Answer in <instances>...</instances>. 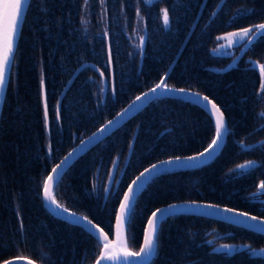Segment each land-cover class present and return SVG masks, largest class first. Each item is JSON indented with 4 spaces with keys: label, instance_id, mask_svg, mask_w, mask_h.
<instances>
[{
    "label": "trees",
    "instance_id": "obj_1",
    "mask_svg": "<svg viewBox=\"0 0 264 264\" xmlns=\"http://www.w3.org/2000/svg\"><path fill=\"white\" fill-rule=\"evenodd\" d=\"M165 9L168 29L163 24ZM243 9L253 11L233 22ZM196 17L165 83L209 97L222 110L230 131L209 163L168 171L146 184L126 226L127 244L137 251L151 212L173 202H208L264 218V196H252L264 181V150L258 143L264 140V118L259 116L264 112V72L261 78L259 71L264 68V37L250 49L239 44L231 54L213 52L220 35L264 23V0H155L148 6L137 0H106V5L89 0L87 6L84 0H30L0 116V263L18 256L38 264L94 262L100 251L97 241L44 207V180L77 141L159 82ZM138 23L146 38L143 55ZM84 63L89 65L64 93L57 119L59 95ZM103 78L107 83L101 102ZM213 136V122L200 107L159 99L79 157L55 184L54 199L87 216L111 238L130 181L158 160L203 150ZM240 142L252 147L242 150ZM114 159V177L119 179L104 195ZM250 160L257 163L255 171L225 179L231 169ZM219 244L264 248V235L205 217L176 215L161 223L151 264H264V258L250 257L247 251L231 256L214 251Z\"/></svg>",
    "mask_w": 264,
    "mask_h": 264
},
{
    "label": "snow or ice",
    "instance_id": "obj_2",
    "mask_svg": "<svg viewBox=\"0 0 264 264\" xmlns=\"http://www.w3.org/2000/svg\"><path fill=\"white\" fill-rule=\"evenodd\" d=\"M26 2L27 0H4V3L0 5V95L5 94L7 85L11 82V69L15 55V42L24 20V4ZM137 2L148 6L150 3H154L155 0H137ZM84 3L87 6L89 0H84ZM101 3L106 5V0H101ZM252 11L253 10L249 9L238 10V14L234 16L233 22L243 15L251 14ZM105 13H107V7H105ZM170 23L171 21L168 11L165 9L163 14L164 28L168 29ZM107 35V33H104V36ZM232 35L236 37L235 42H239L250 49L256 42L264 37V23L256 24L250 28H243L240 32L232 33ZM145 40L146 38L144 36L140 37L139 47L141 49V55H143L142 49ZM109 63H111V50H109ZM82 67L86 66L82 65ZM262 72H264V68H262ZM164 79V77H161V82L159 84L151 88L149 91L136 96L134 101H132L121 112L117 113L113 119H110L105 124L101 125V127L90 137L87 139H81L79 141V146L73 149L72 152L68 153V155L52 169V173L49 174L44 181L45 203L46 207L50 210V214L73 226L80 227L82 231L96 239L98 244L103 241V250L101 251L100 259L96 264H151L152 259L157 255V240L161 223L169 217L185 212H191L194 214L199 213L204 216H217L220 213H224L226 214L224 217L225 220H230L236 225L244 226L248 230H254L256 234L264 235V218L262 217L249 216L246 212H237L231 208L221 209L217 205L199 204L192 201L184 204H170L165 208H157L153 211L152 215L148 218V226L144 229L143 244L140 246L139 251H129L126 244L123 242H121L118 248H115L114 245L110 244L104 230L100 228L98 224H94L87 216H77L75 213H70L68 209L63 208L62 205L56 204L55 201L49 202L47 200L48 188L51 186L53 180L62 174L61 169L68 164L77 152H84L89 145L99 141L106 134H109L111 130L120 126L122 122L126 120V117L129 118L135 112L142 110L147 105L162 98H179L184 102H190L195 106L202 107L204 110H208L209 105H211V115L215 116V136L211 143H209L202 152H198L196 155L185 157L176 156L152 164L150 168H145L144 171L141 172L128 186V191L124 193L123 200L120 202V209L117 213V220L120 225L127 224L130 218L135 214L134 202L137 197V195H135L136 188L140 185L142 180L146 182L143 184L140 192L145 188L147 183L154 181V178L160 174L167 173L170 169L197 168L200 165H204L205 161L209 162L217 156V150L221 149L225 136L230 131L226 126L223 112H221L219 107L210 101L207 96L187 92L185 89L169 88L164 82ZM104 83L106 85L107 82L105 81ZM105 91L106 88L100 89L101 102L103 101V93ZM40 95L41 99L45 100V78L43 74L40 79ZM112 98L115 99V89H113ZM129 113L132 114L129 115ZM259 116L264 118V112L260 113ZM58 118L59 102L57 106V119ZM44 123L45 130L47 131L49 117L46 100L44 103ZM261 128L264 129V125H262ZM75 138L76 137H74V139ZM261 144L262 150H264V141H262ZM48 147L49 156H51V142H49ZM129 147L131 148V143L129 144ZM251 147V145H245L243 142H240V148L242 150ZM256 167L257 163L255 161H247L246 163L239 164L236 168L230 170L225 179L230 181L242 177L249 174L250 171H255ZM260 167H264V165H260ZM109 175L111 176L112 173L110 172ZM109 191L108 188H105L106 193ZM252 196L257 200H259L261 196H264V181L260 183L257 192L252 193ZM17 214L19 215V213ZM20 227L21 231H23L22 222ZM113 248H115L114 251L111 250ZM214 251L222 252L228 256L234 255L237 252L247 251L250 257L264 258V249L257 250L247 245H221L219 248L214 249ZM105 253L108 254L105 255ZM3 264H12V261L5 260ZM29 264H31V261Z\"/></svg>",
    "mask_w": 264,
    "mask_h": 264
},
{
    "label": "water",
    "instance_id": "obj_3",
    "mask_svg": "<svg viewBox=\"0 0 264 264\" xmlns=\"http://www.w3.org/2000/svg\"><path fill=\"white\" fill-rule=\"evenodd\" d=\"M29 2H30V0H27V2L24 4V13H25V15H26V12H27V9H28V6H29ZM4 3V0H0V5H2ZM24 18H25V16H24ZM23 22H24V20H23ZM23 22H22V25H23ZM196 22H197V17H196V19H195V21H194V23H193V25L191 26V28H190V30H189V33H188V35L186 36V38H185V40H184V42H183V44H182V46H181V48L179 49V51H178V54L176 55V57H175V59L173 60V62L171 63V65L169 66V68L167 69V71L165 72V74L162 76V77H164L165 79H164V82H165V80H166V78H167V76H168V74H169V72L171 71V69L173 68V66H174V64H175V62H176V60H177V58H178V56H179V54H180V52L182 51V49H183V47H184V45H185V43H186V41H187V39L189 38V36H190V34L192 33V31H193V29H194V27H195V25H196ZM21 28H22V26H21ZM20 32H21V29H20V31H19V33H18V35H17V38H16V42H15V52H16V49H17V43H18V39H19V36H20ZM15 56V55H14ZM14 60V59H13ZM233 63V62H232ZM82 65H84V66H88L89 65V63H84V64H82ZM82 65H80L76 70H75V72L72 74V76L70 77V79L67 81V83H66V85L64 86V88L62 89V91H61V93H60V95H59V98H58V102H59V108H60V103H61V101H62V98H63V95H64V93L66 92V90H67V88L69 87V85L71 84V82L74 80V78L77 76V74H78V72L82 69V68H84V67H82ZM259 71H260V76H261V78H263V73H262V71H261V69H260V67H259ZM106 80L103 78L102 79V82H103V88H106V85H105V82ZM161 82V79L159 80V82L157 83V84H159ZM157 84H155V85H153V86H151L150 88H148V89H146V90H144L143 92H147V91H149L151 88H153V87H155ZM168 86V85H167ZM169 88H174V89H185L187 92H191V93H198V94H200L201 96H206V95H203V94H201V93H199V92H197V91H193V90H190V89H186V88H180V87H172V86H168ZM6 90H7V88H6ZM6 90H5V94H6ZM143 92H141V93H143ZM141 93H139L138 95H140ZM5 94H2V95H0V116H1V111H2V107H3V103H4V98H5ZM138 95H136V96H138ZM136 96L134 97V98H132L126 105H124V107L123 108H121L118 112H116L113 116H111L108 120H110V119H113L115 116H116V114L117 113H119V112H121L123 109H125L132 101H134L135 100V98H136ZM171 99H179V98H171ZM208 99L210 100V101H212L209 97H208ZM179 100H181V99H179ZM58 102H57V106H58ZM213 103H214V101H212ZM218 106V105H217ZM145 108V107H144ZM143 108V109H144ZM202 110H204L202 107H200ZM220 109V108H219ZM221 110V109H220ZM141 110H139V111H137V112H135L133 115H131L132 113H129V115H131L129 118H127L126 117V120L125 121H123L122 122V124L120 125V126H118V127H116V128H114L113 130H111L110 131V133L109 134H106L104 137H102L99 141H97V142H94L92 145H89L85 150H84V152H77L73 157H72V159L68 162V164L67 165H65L64 166V168H62L61 169V175L58 177V178H56V179H54L53 180V182H52V184H51V186L48 188V193H47V200L49 201V202H51V201H55V199H54V195H53V189H54V186H55V184L57 183V181L60 179V177L66 172V170L79 158V157H81L84 153H86L87 151H89L91 148H93L95 145H97L98 143H100L103 139H105V138H107L111 133H113L115 130H117L119 127H121L123 124H125L127 121H129L130 119H132L136 114H138L139 112H140ZM208 115H209V117L211 118V120H212V122H213V125H214V136H215V116H212L211 115V112H212V109H211V105H209V107H208V110H204ZM221 112H222V110H221ZM224 115V114H223ZM224 118H225V116H224ZM107 120V121H108ZM107 121H105L103 124H105ZM225 121H226V119H225ZM103 124H101V125H103ZM101 125L99 126V127H97L95 130H93L91 133H89L88 135H86L85 137H82L81 139H87L88 137H90L93 133H95L100 127H101ZM226 126H227V123H226ZM213 136V137H214ZM80 139V140H81ZM79 140V141H80ZM225 140H226V136H225V139H224V142H223V144H222V146H221V149L220 150H217L218 151V154L220 153V151L222 150V148H223V146H224V143H225ZM79 141H77V143H75V145H73V147L50 169V171L48 172V174H47V176H46V178H45V180L47 179V177L49 176V174H51L52 173V169L53 168H55L56 167V165L57 164H59L67 155H68V153H70V152H72L73 151V149H75V148H77L78 146H79ZM262 141H264V140H262ZM262 141H260V142H258V143H261ZM211 143V142H210ZM255 145V144H254ZM252 146V145H251ZM206 148V147H205ZM204 150V149H203ZM203 150H201V151H199V152H202ZM198 153V152H197ZM197 153H194V154H191V155H186V156H192V155H196ZM217 154V155H218ZM180 157H185V156H180ZM170 158H174V157H170ZM215 158V157H214ZM213 158V159H214ZM167 159H169V158H166V159H162V160H167ZM159 161H161V160H158V161H156V162H154V163H152V164H155V163H157V162H159ZM212 161V160H211ZM207 161H205V164H207V163H209V162H207ZM152 164H150V165H148L147 167H145V168H150L151 167V165ZM204 164V165H205ZM201 166H203V165H200V166H198V167H201ZM197 167V168H198ZM144 168V169H145ZM144 169H142L131 181H130V183L127 185V187H126V189L124 190V192H123V194H122V196H121V199H120V202H121V200H123V196H124V193L126 192V191H128V186L132 183V181L137 177V176H139V174L141 173V172H143L144 171ZM192 169H195V168H192ZM172 170H187V169H170L169 171H172ZM44 180V181H45ZM146 181H144V180H142L141 182H140V185H138L137 186V188H136V193H135V195H139V193H140V190H141V188H142V186H143V184L145 183ZM260 185V184H259ZM259 187V186H258ZM41 198H42V202H43V205H44V207L46 208V210L50 213V210L46 207V203H45V188H44V184H43V188H42V192H41ZM137 198V197H136ZM120 202H119V205H118V207H117V210H116V215H115V219H114V224H113V234H112V237L110 238L105 232V234H106V236H107V239H108V242L110 243V244H112V245H114L115 246V248H118L119 246H120V244H121V242H123V243H125L126 244V246H127V248H128V250L129 251H132V250H130V248H129V246H128V244H127V237H126V226H127V224H125V225H120V223L118 222V220H117V213L119 212V209H120ZM189 202H192V201H179V202H173V203H169V204H166V205H163V206H160V207H158V208H165V207H167L168 205H170V204H184V203H189ZM195 202H197V203H199V204H211V205H217L219 208H221V209H224V208H230V207H227V206H223V205H218V204H213V203H208V202H201V201H195ZM55 203L56 204H58L56 201H55ZM60 205V204H59ZM63 208H66V207H64L63 206ZM66 209H68V208H66ZM157 209V208H156ZM155 209V210H156ZM231 209H233V208H231ZM155 210H153V211H155ZM235 211H237V212H244V211H241V210H237V209H234ZM68 211L70 212V213H75L77 216H81V217H83V215H81V214H79V213H77V212H75V211H73V210H71V209H68ZM152 211V212H153ZM152 212H151V214L149 215V217L152 215ZM247 213V212H246ZM52 215V214H51ZM177 215H194V216H200V217H205V218H209V219H213V220H217V221H220V222H223V223H227V224H230V225H233V226H236V227H240V228H243V229H246L244 226H240V225H236V224H234L232 221H230V220H225L224 219V217H225V215L226 214H224V213H220V214H218L217 216H204V215H201V214H199V213H191V212H185V213H182V214H177ZM248 215L249 216H256V215H253V214H249L248 213ZM53 217H55L54 215H52ZM148 217V218H149ZM256 217H259V216H256ZM56 218V217H55ZM60 220H62V219H60ZM62 221H64V220H62ZM65 222V221H64ZM67 223V222H66ZM94 223V222H93ZM70 224V223H69ZM95 224V223H94ZM148 226V219H147V221H146V223H145V226H144V229L146 228ZM80 228V227H79ZM246 230H248V229H246ZM249 231H252V232H255L254 230H249ZM143 239H144V230H143V236H142V241H141V245L143 244ZM96 240V239H95ZM99 245H100V251H99V254H98V256L96 257V259L94 260V262L92 263V264H96V262L100 259V254H101V251L103 250V241H101L100 243H99ZM140 245V246H141ZM115 248H113V249H111V250H115ZM140 248V247H139ZM137 251H139V249L137 250ZM108 253H105V255H107ZM6 260H11L12 261V264H29V262L31 261V264H38V263H36L34 260H32V259H30V258H27V257H23V256H18V257H13V258H9V259H6ZM5 261V260H4ZM4 261H2L0 264H3V262Z\"/></svg>",
    "mask_w": 264,
    "mask_h": 264
},
{
    "label": "rangeland",
    "instance_id": "obj_4",
    "mask_svg": "<svg viewBox=\"0 0 264 264\" xmlns=\"http://www.w3.org/2000/svg\"><path fill=\"white\" fill-rule=\"evenodd\" d=\"M164 14V13H163ZM163 17V16H162ZM139 22V21H138ZM142 30H143V25H141V23H138L137 25V34H140L139 35V38H138V42L140 44V37L141 36H144L142 33ZM232 33H237V32H228V33H225V34H222L218 37V45L217 47L213 50V52L217 53V54H231L233 53L234 51V48L235 46L241 44L239 42H235L236 41V37H234L232 35ZM235 42V44H234ZM234 45V46H233ZM244 47L241 48L240 52H242ZM239 52V53H240ZM253 64H256L255 62ZM250 161H253V160H250ZM247 162V161H246ZM244 162V163H246ZM116 164H117V159H114L113 161V164L110 168V171L109 173L111 172L112 175H108V178H107V181H106V185H105V188H108L110 189V187H115L117 185V182H118V179H115V168H116ZM243 164V163H242ZM107 193L105 192V189H104V195H106ZM211 242V240H210ZM221 245H237V246H240V245H247L249 246L248 244H219V245H216L214 247V249H217L219 248ZM252 248V247H251ZM253 249H264V248H253Z\"/></svg>",
    "mask_w": 264,
    "mask_h": 264
},
{
    "label": "bare ground",
    "instance_id": "obj_5",
    "mask_svg": "<svg viewBox=\"0 0 264 264\" xmlns=\"http://www.w3.org/2000/svg\"><path fill=\"white\" fill-rule=\"evenodd\" d=\"M155 210V209H154ZM131 250V249H130ZM133 251V250H132Z\"/></svg>",
    "mask_w": 264,
    "mask_h": 264
}]
</instances>
